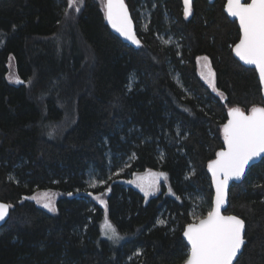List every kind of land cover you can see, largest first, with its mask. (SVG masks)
Here are the masks:
<instances>
[{
    "label": "trees",
    "instance_id": "obj_1",
    "mask_svg": "<svg viewBox=\"0 0 264 264\" xmlns=\"http://www.w3.org/2000/svg\"><path fill=\"white\" fill-rule=\"evenodd\" d=\"M124 1L138 49L110 32L99 0L69 20L67 0H0V202L11 205L0 264L184 263V227L212 206L207 166L227 112L264 107L255 70L232 55L240 33L226 0H193L187 18L182 0ZM147 170L172 195L145 201L125 184ZM37 191L59 194L55 213L30 200ZM104 194L106 215L92 199ZM225 213L245 223L235 264H264V158L230 187ZM105 216L120 243L102 237Z\"/></svg>",
    "mask_w": 264,
    "mask_h": 264
},
{
    "label": "snow or ice",
    "instance_id": "obj_2",
    "mask_svg": "<svg viewBox=\"0 0 264 264\" xmlns=\"http://www.w3.org/2000/svg\"><path fill=\"white\" fill-rule=\"evenodd\" d=\"M190 4L191 0H184L185 18L191 14ZM74 5L75 12L79 13L83 0H68V8ZM105 10V18L112 28L125 39L139 45L140 41L133 32L124 0H106ZM65 11L67 14V10ZM226 11L231 17L239 20L241 36L239 43L234 47L235 55L245 65H254L259 72L261 84H264V0H227ZM203 59L207 61V57ZM204 68L207 72L202 73V76L215 90L214 73L207 63ZM227 115V123L222 126L224 148L218 151L216 159L208 164L215 185L214 206L206 216L196 217L198 222L189 224L184 231L183 234L190 245L185 264H233L244 244V221L234 215H222L221 207L229 180H240L249 162L264 154V107L253 106L250 114H245L239 108H231ZM151 176L150 180L139 178L138 186L145 191V195L156 187L161 176L166 179L164 173ZM100 202L104 203L103 200ZM10 207L11 205L0 203V221H4L9 215ZM43 207L52 212L56 211L50 197L45 200ZM102 231L113 242L120 239L117 229L107 220Z\"/></svg>",
    "mask_w": 264,
    "mask_h": 264
},
{
    "label": "rangeland",
    "instance_id": "obj_3",
    "mask_svg": "<svg viewBox=\"0 0 264 264\" xmlns=\"http://www.w3.org/2000/svg\"><path fill=\"white\" fill-rule=\"evenodd\" d=\"M99 1L102 4V6H104L105 0H99ZM67 3H68V0H67ZM83 3H84V0H83ZM74 8H75V5L72 8H68V6H67L66 19H68V20L69 19H74L77 16L78 13L75 12ZM203 58L204 57H199L197 59V61H196L197 62L196 66H197L198 76L203 81V83L208 86V88L212 92H214L215 94H218L217 90L216 89L214 90L213 87L210 86V84L202 76V73H206L207 72V69L204 68L205 63H207L208 67L211 69V66H210V63H209L208 59H207V61H205ZM211 71H212V69H211ZM212 73H213V71H212ZM6 80H7L8 83L13 84V85L19 84V82H18L19 78L17 76L15 65H14V60L12 58H10L9 62H8V73H7V76H6ZM213 81H214V85H215L214 76H213ZM159 173L160 172H154V171H150V170H147V171L142 172V173H137V174H134L130 178V180L125 181V184L127 186H130V187L134 188L135 190H137L145 198V201H148L149 198L156 196L161 191L162 187H165L166 193L168 195H172L170 189L168 188L167 177L165 179L164 176H161L159 178L156 187L151 189V190H149V194L148 195H145V191H142L141 188L138 186L139 178L144 177L147 180H150L152 178L151 174H159ZM130 181H132V182L130 183ZM49 197L51 198L52 204L55 207L56 201H57V199L59 197V194L57 192H53V191H37L30 197V200L33 201L38 207L44 209L45 211H47L49 213H55L56 211L52 212V211H49L47 208L43 207V203ZM97 197H99V199H97ZM92 199L103 207L105 215H106L105 194L101 195V196H93ZM101 200L104 201L103 204L100 202ZM106 220L109 221L108 218L105 216L104 221H103V223L101 225V234H102V237H104L105 239L113 242V240L108 239V235L104 234V232L102 231V228H103ZM120 242H121V238L119 240L113 242V243L114 244H118Z\"/></svg>",
    "mask_w": 264,
    "mask_h": 264
},
{
    "label": "water",
    "instance_id": "obj_4",
    "mask_svg": "<svg viewBox=\"0 0 264 264\" xmlns=\"http://www.w3.org/2000/svg\"><path fill=\"white\" fill-rule=\"evenodd\" d=\"M206 1H207L208 3H213L215 0H206ZM105 2H106V0H105ZM242 2H244V0H242ZM248 2H250V0H248ZM124 3H125V1H124ZM192 3H193V0H191L190 9H192ZM226 3H227V0H226V2H225V5H224V8H223V11H224L225 15L228 17V19H229L230 21H235V22H236V24H237V26H238V29H239L240 36H241V32H240V28H239V20H238V18L231 17V16L227 13V11H226ZM125 6H126V4H125ZM182 6H183V12H184V7H185V6H184V0H182ZM126 7H127V6H126ZM104 9H105V3H104ZM127 9H128V8H127ZM105 11H106V10H105ZM128 14H129V18H130L131 21H132V29H133V32H134V34L136 35L137 39L139 40V38H138V36H137V34H136V31H135V24H134V21H133V19H132V17H131V14H130L129 10H128ZM189 16H190V15H189ZM105 19H106V18H105ZM106 23H107V26H108L110 32H111L114 36H116V37H117L122 43L127 44L128 46H130V47L133 48V49H138V48H139L140 43H139V45H137V44H134V43H132L131 41L125 39L123 36H121L118 32H116V31L112 28V26L108 23L107 20H106ZM240 36H239V39H240ZM139 41H140V40H139ZM237 43H239V40L237 41ZM237 43H236V44H237ZM236 44H235V45H236ZM235 45H234L233 48H232V55H233V57H234V58H235V59H236V60H237V61H238L243 67L255 70L256 75H257V79H258V81H259L260 89H261L262 99H263V101H264V84H261V82H260V78H259V72H258V70H256V68H255L254 65H245L242 61L239 60V58L235 55V52H234V47H235ZM250 110H251V109H250ZM250 110H249L248 112H245V111H244L245 114H250ZM242 111H243V110H242ZM227 114H228V112H227ZM227 119H228V115H227ZM225 123H227V120H226ZM222 135H223V131H222ZM223 148H224V139H223ZM263 158H264V154H261L260 156L255 157L253 161H250V162H249V165L245 168L244 175L241 177L240 180H235V179L229 180L228 188H227V190H226L225 200H224V203H223V205H222V207H221V214H222V215H231V214H226V213H225L226 210H227V208H228V198H229V190H230V187H231L233 184L241 183L242 180L245 178V176H246V174H247L249 168L252 167V166H254V165H256V164H258ZM215 159H216V156H215V158H214L213 160H215ZM213 160H212V161H213ZM212 161H210V162H212ZM210 162H209V163H210ZM209 163H208V164H209ZM207 172H208V175H209V177H210L211 186H212V191H213L212 206H211V207H213V206H214V198H215V185H214V183H213L212 173L209 171L208 166H207ZM0 203H3V202H0ZM3 204L8 205V204H6V203H3ZM9 212H10V209H9ZM8 218H9V215L5 217V220H4V221H0V227H2V226L6 223V221L8 220ZM196 222H198V221H196ZM190 224H191V223H190ZM188 225H189V224H188ZM188 225H186V226L184 227V230H183L181 236H182V239L184 240V242L186 243V245L188 246V249L190 250V245L188 244L187 238H186V237L184 236V234H183L184 231L186 230V228H187ZM244 225H245V223H244ZM244 234H245V227H244V232H243V239H244ZM244 245H245V239H244V244L241 246L240 251L238 252L237 256H236V257L234 258V260H233V264H235V262L237 261L239 255L241 254V252H242V250H243ZM188 254H189V253H188ZM185 262H186V261H185ZM185 262L182 263V264H185Z\"/></svg>",
    "mask_w": 264,
    "mask_h": 264
}]
</instances>
